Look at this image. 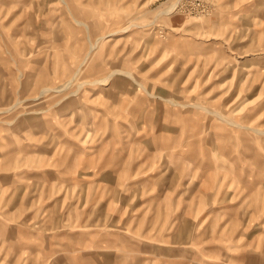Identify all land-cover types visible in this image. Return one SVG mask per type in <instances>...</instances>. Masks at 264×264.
Instances as JSON below:
<instances>
[{"label":"rangeland","instance_id":"1","mask_svg":"<svg viewBox=\"0 0 264 264\" xmlns=\"http://www.w3.org/2000/svg\"><path fill=\"white\" fill-rule=\"evenodd\" d=\"M0 264H264V0H0Z\"/></svg>","mask_w":264,"mask_h":264}]
</instances>
